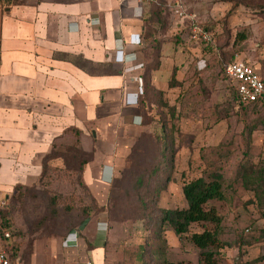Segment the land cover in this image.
I'll return each instance as SVG.
<instances>
[{
	"label": "rangeland",
	"instance_id": "374dc122",
	"mask_svg": "<svg viewBox=\"0 0 264 264\" xmlns=\"http://www.w3.org/2000/svg\"><path fill=\"white\" fill-rule=\"evenodd\" d=\"M175 1L159 0L160 10L146 19L143 45L149 67L158 64L162 49L183 47L186 72L181 81H169L171 87L180 86L179 96L174 100L173 90L161 97L169 136L164 142L160 107L146 114L139 137L143 145L132 147L117 187L97 181L95 172L85 176L88 164H99L92 145L80 146L82 152L72 135L56 139L39 158L42 174L15 185L0 202V235L2 229L10 233L2 244L24 264H92L79 254L91 250L95 233L108 241L104 264H134L139 242L146 248L166 240L170 227L156 233V220L162 209L184 206L182 183L209 173L222 179L223 198L207 205L221 217L219 238L225 244L219 259H225L224 247L235 238L239 262L264 264V106L239 104L223 70L239 53L264 78V0H179L184 18L173 15ZM189 14L213 33L211 42L190 37ZM77 147L82 154H76ZM162 150L165 159L155 170ZM176 159L189 167L177 168ZM202 227L213 224L194 223L190 232ZM72 235L76 246L64 247Z\"/></svg>",
	"mask_w": 264,
	"mask_h": 264
},
{
	"label": "crops",
	"instance_id": "0c3cea01",
	"mask_svg": "<svg viewBox=\"0 0 264 264\" xmlns=\"http://www.w3.org/2000/svg\"><path fill=\"white\" fill-rule=\"evenodd\" d=\"M150 8L133 0H1L0 202L15 185L37 178L40 156L56 139L70 135L85 149L92 145L99 160L97 168L88 164L85 176L95 172L97 181L117 187L144 129L138 101L143 80L147 77L164 99L174 90L175 100L180 86L171 87L169 81L173 73L181 81L186 72L183 47L162 49L158 66L145 71ZM185 163L176 159L177 168L189 167ZM76 239L72 235L63 246L75 247ZM165 239L162 257L198 264V250L185 246L171 228ZM107 242L103 233H95L91 250L79 255L104 264L110 254ZM239 247L235 238L224 247L226 264H243L236 255Z\"/></svg>",
	"mask_w": 264,
	"mask_h": 264
},
{
	"label": "trees",
	"instance_id": "16d2710c",
	"mask_svg": "<svg viewBox=\"0 0 264 264\" xmlns=\"http://www.w3.org/2000/svg\"><path fill=\"white\" fill-rule=\"evenodd\" d=\"M146 4H150L151 7H153L152 9L153 10L152 12H154V14L152 15L153 17H155L156 15L155 13L157 12V11L155 12L154 9L156 8L160 10L159 6L162 5L160 2L158 3L146 2ZM230 60H227L225 65ZM157 66L158 64H155L152 67L146 66L145 71L149 72V70L155 69ZM173 78H175L174 73L172 75L171 81L174 80ZM234 92L236 96V90ZM161 97H162V91L156 90L153 87V85L150 83V80L147 79L146 77V80L145 79L143 80V94L138 99L143 113V117L146 114H150L151 111H154V113L158 112L156 111V109L159 107L163 108L164 106H167L166 102H164L163 99L161 100ZM154 105H156V107ZM241 105L243 106L252 105L259 107V106H264V103H259L256 101L253 103L241 104ZM162 108L161 111L159 110L160 113L159 115H162V117L159 116V118L157 119H158V124H160V129L162 131V135H163L162 139L165 142L166 141L165 136H169V133H167V135L165 133L167 126H166V121L163 118L164 112L162 111ZM250 130L252 131V129ZM158 132H156L155 134L156 137L160 134ZM137 142L138 143L136 144V146L143 145L141 140H138ZM73 145L75 146L78 145V147H80L78 141H75ZM78 147L75 148L77 151L76 154H82ZM81 151L83 152L84 150L81 148ZM165 155H166L165 150H162L158 154L156 160L158 166L156 165L153 167L155 170L156 168H159V163L164 161ZM86 162L87 160L85 161V163ZM165 178L168 177L166 176ZM182 194L187 202V206L182 208L174 207V208L162 209L159 219L156 220V223L158 225V229L156 228V233L160 231V228L164 226H169L175 232V234L178 235L180 241L183 242L184 240H186L188 241V243H191L198 250V264H226L225 259L222 260L219 259L220 255H222V253H220V250L223 248L225 244L219 238L218 227L221 221V217L218 215V213L216 212L213 206H207L211 200L214 199L219 200L223 198L221 175H219L218 173H209L206 176L201 175L187 182H184L182 186ZM200 222H209L213 224V228L209 229L204 227L203 230H201L200 232H190L191 224L200 223ZM155 239L157 240L158 237H156ZM151 244L152 242L146 248L142 244L138 246V250L135 251L134 253L136 257L134 260V264L137 262H138L137 264H172V262L162 257L163 255L161 253L164 250L163 249V246L165 244L164 240H162V243L157 246ZM152 246L154 247L153 249Z\"/></svg>",
	"mask_w": 264,
	"mask_h": 264
},
{
	"label": "built area",
	"instance_id": "2783aa9c",
	"mask_svg": "<svg viewBox=\"0 0 264 264\" xmlns=\"http://www.w3.org/2000/svg\"><path fill=\"white\" fill-rule=\"evenodd\" d=\"M138 3L153 2L159 0H133ZM173 15L177 18H184L185 11L179 0L173 6ZM190 37L196 41L209 43L213 40V33L200 26L195 14H189ZM224 74L236 90L237 102L248 104L253 102L264 103V78L259 69L239 53H235L232 59L225 65ZM2 240H6L10 233L6 229L1 230ZM0 264H24L18 257L12 254L0 243Z\"/></svg>",
	"mask_w": 264,
	"mask_h": 264
}]
</instances>
